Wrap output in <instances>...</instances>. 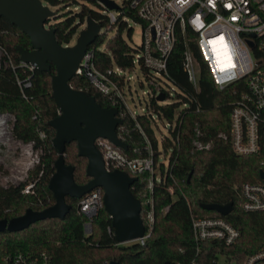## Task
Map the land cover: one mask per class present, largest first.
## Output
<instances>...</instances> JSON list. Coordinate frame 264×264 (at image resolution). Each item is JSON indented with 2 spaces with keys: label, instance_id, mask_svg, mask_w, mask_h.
Segmentation results:
<instances>
[{
  "label": "trees",
  "instance_id": "trees-1",
  "mask_svg": "<svg viewBox=\"0 0 264 264\" xmlns=\"http://www.w3.org/2000/svg\"><path fill=\"white\" fill-rule=\"evenodd\" d=\"M43 1L55 5L67 0ZM81 1L78 11L71 13L67 11L53 16L55 19L53 22L47 21L54 29V38L62 46H67L78 23L83 22L84 17L89 14L103 28L108 24L115 26L113 34L106 38L103 33H98L94 41L88 44L86 51L90 52L93 68L102 73L113 66L131 70L133 56L122 37L123 30L127 36L130 35L131 27L126 26L120 15L125 14L130 20L139 21L142 25L145 21L140 19L136 9L130 7L129 0H122V4L118 6L120 14L116 23L109 22L102 4L97 0ZM176 34L178 38L167 60L166 71L169 81L180 91L176 95L177 100L172 104L160 105L150 97L147 103L154 113L168 122L172 121L174 110L179 104L183 105L175 117V127L169 132L172 141L166 139L161 143L163 149H170L168 166L164 171L165 182L163 185L157 184L148 192L146 185L150 176L141 172L134 176L136 180L130 185V192L140 202L139 217L143 224L147 208L144 202L148 197L152 198L153 227L149 236L141 243L132 241L117 244L113 238V229L110 227V218L103 208L92 217L91 231L85 235L82 228L85 217L77 211L79 199L66 196L65 202L70 209L63 219L55 217L38 220L18 232L7 230L0 232V260L5 253L23 252L35 255L45 251L50 257L51 264H109L110 261L118 264H175L184 256H190L195 247L191 240L190 211L200 216H218L235 226L240 235L234 244L224 249L237 258L244 257L264 244V212H242L238 207L240 195L237 189L244 182L262 181L259 170L261 168L264 171V164L259 166V162L260 160L264 162V145L258 155L240 157L232 153L226 141L217 137L218 133L227 130L229 102L232 96L227 89L218 90L207 70L202 67L197 88L192 87L182 70L183 37L178 31ZM0 41L14 63L19 60L17 44L26 50L30 49L27 35L3 16H0ZM102 43L105 50L100 48ZM190 47L197 57L192 42ZM138 49L139 47H136L135 51ZM140 70L145 75L148 74L141 65ZM17 72L21 74L20 70ZM52 72V65L49 72L35 69L31 76V86L25 90L27 98L24 99L15 85L12 72L8 68L0 67V114L8 113L13 116L11 134L16 140L32 142L36 148L41 143L31 117L35 112L39 113L43 119L42 129L47 134L45 141L47 149L51 151V155H55L56 150L50 143L54 130L47 125V122L58 113L51 98ZM115 79L120 86L121 77ZM69 84L75 89L87 91L100 107H112L108 96L93 87L86 73L75 74L69 80ZM162 93L165 98L166 94ZM115 107L120 118L116 136L127 144L126 150H119L128 157L145 156L147 139L151 149L156 151L157 141L154 140L149 120L144 115L132 119L117 105ZM138 125L142 132L139 131ZM195 125L203 132L201 139L212 140V146L208 151H197L192 148L191 138ZM52 157L42 159V155L40 156L39 160L44 163V168L32 193L21 192L23 182L15 186H0V219L21 216L27 208L38 211L54 203L47 188L49 176L54 171L53 162L56 155ZM63 160L73 166L72 177L75 183L84 184L88 181L89 177L84 175L86 159L77 155L75 142L71 141L65 145ZM159 172L163 173L162 167ZM167 187L171 188L172 194L167 191ZM228 201H231L233 209L226 216L215 210L208 211L200 207L202 203L226 204ZM166 205L169 209L163 211ZM211 244L205 243L202 246L201 255L205 258ZM180 249L184 250V254L180 253Z\"/></svg>",
  "mask_w": 264,
  "mask_h": 264
},
{
  "label": "built area",
  "instance_id": "built-area-1",
  "mask_svg": "<svg viewBox=\"0 0 264 264\" xmlns=\"http://www.w3.org/2000/svg\"><path fill=\"white\" fill-rule=\"evenodd\" d=\"M131 8L136 9L142 25V41L132 65L138 63L147 72L160 74L169 81L166 65L170 52L178 36L183 37L182 70L193 88H197L201 67L207 73L218 90L227 89L232 96L229 102L228 127L217 134L226 141L232 153L237 156L258 155L264 145V0H129ZM103 6V5H102ZM110 23L117 22L120 9L107 10L103 6ZM126 26L130 20L125 14L120 15ZM190 42L193 43V53ZM0 67L8 68L14 75V82L21 97L27 98L25 90L31 86V76L35 67L22 60L14 63L13 58L0 41ZM21 71V74L17 72ZM126 69L113 66L98 72L91 63L90 52L86 51L80 62L77 74L86 73L89 82L107 95L112 107L117 105L132 119L138 115L146 118L156 114L146 105V111L136 115L131 112L118 89L117 79L123 78ZM155 99V98H154ZM157 102V100L155 99ZM158 103V102H157ZM116 108V107H115ZM117 109V108H116ZM142 132L140 126H137ZM191 138L192 148L197 151H208L212 140L201 139L203 132L195 125ZM94 145L101 155L104 169L124 170L134 177L141 172L150 178L146 189L148 192L157 185H163L167 169L154 176L152 171L155 152L146 146L147 154L139 157H128L107 139L96 138ZM260 160L259 166L263 165ZM264 171L260 168L259 172ZM260 175V173H259ZM260 183L244 182L239 188V209L242 212H264V177ZM31 185L23 186L22 193L30 194ZM167 191L172 194L171 188ZM102 190L93 188L77 202V211L84 215L83 233L91 231V219L102 208ZM144 234L134 240L141 243L151 230L153 223L152 198L145 200ZM168 205L163 207L167 211ZM191 240L195 243L193 253L184 256L175 264H264V244L242 258L227 253L224 248L236 242L240 232L230 222L218 216H200L190 211ZM212 243L208 256L201 255L203 244ZM184 254V250L180 249ZM0 264H51L45 251L31 255L28 253H5Z\"/></svg>",
  "mask_w": 264,
  "mask_h": 264
},
{
  "label": "water",
  "instance_id": "water-1",
  "mask_svg": "<svg viewBox=\"0 0 264 264\" xmlns=\"http://www.w3.org/2000/svg\"><path fill=\"white\" fill-rule=\"evenodd\" d=\"M97 2L107 10H116L119 6L113 0ZM53 14L50 6L41 0H0V16L17 25L29 39V50L17 44L18 58L40 72H49L52 65L50 91L58 109L57 115L47 122L54 130L50 143L57 154L53 162L54 171L47 183L54 203L38 211L27 208L21 216L0 219V232H18L38 220L63 219L70 209L65 202L66 196L80 199L93 188L100 187L102 208L110 218L115 242H132L141 238L145 229L139 217L140 202L130 192V185L136 177L124 170H105L94 145L96 138H105L118 149H127V144L116 136V128L120 125L118 110L115 107H100L87 91L75 89L69 84V80L77 74L88 44L94 41L101 26L87 14L85 25L78 31L74 43L62 46L54 38L53 27L47 24ZM156 100H163V94L159 93ZM71 141L76 143L77 155L86 159L84 175L89 178L84 184L75 183L73 166L63 160L65 145ZM190 176L191 173L188 180ZM260 177H264L262 171ZM200 207L215 210L222 216L233 209L231 201L226 204L202 203ZM109 264L118 263L110 261Z\"/></svg>",
  "mask_w": 264,
  "mask_h": 264
},
{
  "label": "rangeland",
  "instance_id": "rangeland-1",
  "mask_svg": "<svg viewBox=\"0 0 264 264\" xmlns=\"http://www.w3.org/2000/svg\"><path fill=\"white\" fill-rule=\"evenodd\" d=\"M115 3L121 5L122 0H113ZM42 2L56 12L48 20L53 22L55 19L53 16H58L67 11L74 12L80 9L81 0H67L66 2H58L55 5L47 4L45 1ZM85 2V1H84ZM87 4V3H86ZM83 22L78 23V26L71 37V40L68 44H72L75 41V36L78 31L82 29L85 25L84 19ZM128 26L131 27V33L129 36L125 34V31L122 32V37H124L126 43L131 49L130 53L133 57L136 55V47L142 41L141 31L142 24L139 21L134 22L129 20ZM115 31V26L106 25L104 28L101 27L100 34L110 36ZM101 49L105 50L104 43L100 46ZM121 84L118 89L123 94L124 101L129 107L131 112H134L136 115L146 111V105L150 97L156 99V96L159 93L164 92L166 97L163 100H157L158 104H172L176 102L177 94L180 92L174 84L163 76L157 73L148 72L145 75L140 70L138 63H134L131 70H125L124 79L121 78ZM163 94V93H162ZM154 99V100H155ZM183 108V105H180L174 110V115L171 122H168L162 116L154 114L152 118H147L152 128L154 140L157 141L156 151L153 155V165L152 171L154 176H157L159 169L162 167L164 169L166 163H168V155L170 149H163L161 143L165 142L166 139L170 140V131L175 127V117L179 111ZM31 120L35 125V132L38 136V139L41 143L39 147H34L32 142H22L16 140L11 134V124L13 122V116L8 113L0 114V186L7 187L10 185H18L20 182L24 183V186L31 185V191H33L35 184L40 178L41 172L44 168V163L39 160L42 155V159L47 156L53 158L55 155H51V151L47 149L45 141L47 140V134L42 129L43 119L40 117V114L35 112L32 115ZM172 141V140H170ZM146 146L149 147V140L146 139ZM173 143V142H172ZM52 144V143H51ZM145 146V148H146ZM71 153L73 152V147H70ZM55 159V158H54ZM81 171V170H80ZM127 243V242H125Z\"/></svg>",
  "mask_w": 264,
  "mask_h": 264
}]
</instances>
